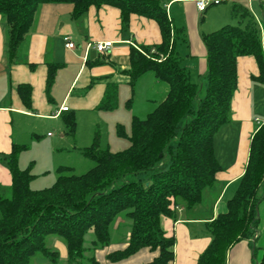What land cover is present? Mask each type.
<instances>
[{
    "label": "trees",
    "instance_id": "1",
    "mask_svg": "<svg viewBox=\"0 0 264 264\" xmlns=\"http://www.w3.org/2000/svg\"><path fill=\"white\" fill-rule=\"evenodd\" d=\"M43 3L72 4L73 19L91 6L112 5L120 10L122 28H127L132 14L154 19L161 42L132 45L130 66L124 72L130 77L132 92L136 80L148 71L168 83L169 91L144 117H132L129 133L123 124L116 125L117 135L128 140L127 147L117 151L101 148L100 135L95 132L92 143L83 151L94 162L92 167L75 173L73 167L59 166L50 186L31 188L35 177L31 163L23 169L19 166V155L27 145L13 143L10 153L0 155V162L12 177L9 195L2 194L0 185V264H32L30 259L38 252L56 260L57 252L45 241L50 234L64 238L69 263L85 259L98 264L85 253L110 244L111 227L119 214L131 220L127 245L108 253L107 259L119 261L149 248L157 255L140 264H169L174 260L175 239L163 231L160 219L168 216L176 220L177 207L193 209L216 185L222 166L215 154L214 135L230 121L238 57L253 56L258 67L253 79L264 83V36L259 22L246 3L232 1L230 12L237 23L202 34L207 70L196 82L183 61L188 54L182 53V47H188L185 29L173 24L160 0H0L8 65L16 62ZM47 65L49 94L60 65ZM18 94L30 106V86L20 84ZM118 97V84L107 83L96 109L117 108ZM131 102L132 97L126 106ZM63 121L74 133V113L65 114ZM262 200L264 122L251 138L245 170L226 202V210L205 223L211 241L196 264H226L230 247L243 239L250 240L252 264H264V253L256 258Z\"/></svg>",
    "mask_w": 264,
    "mask_h": 264
},
{
    "label": "crops",
    "instance_id": "2",
    "mask_svg": "<svg viewBox=\"0 0 264 264\" xmlns=\"http://www.w3.org/2000/svg\"><path fill=\"white\" fill-rule=\"evenodd\" d=\"M160 1L173 24L185 29L188 47H182V53L188 54L183 56V61L191 74L197 76L207 70L202 34L235 20L230 12L232 1H243L260 24L264 21V0L210 1L204 12L198 11L196 0ZM222 4H226L227 8L219 7ZM210 6L214 8L208 10ZM72 8L70 3L41 4L19 48L17 60L11 65H8L6 59L5 25L0 15V155L10 153L13 143L25 144L28 150V144L18 140L20 130L28 133L32 140H39V134L33 128L38 130L41 122L63 121L65 114H77L80 110L99 111L96 107L109 82L118 84V92L122 86L129 88L132 97L128 107L132 110L131 119L133 116L144 117L169 91L168 83L158 80L152 71H148L136 80L132 92L130 77L124 72L130 66L129 51L132 45H154L161 42L160 29L154 19L132 14L127 28H122L121 13L115 6H91L76 19L71 17ZM67 36L75 43L73 49L65 45ZM106 40L113 41L107 53L87 48L89 42ZM47 63L60 65L49 94L46 91ZM237 71L238 82L231 99L230 121L223 124L214 135L215 154L222 166L217 174L216 185L206 191L204 200L198 206L191 210L183 207L177 209L176 220L168 216L160 219L163 231L172 234L175 239L174 260L169 264L197 263L199 255L211 241L205 223L226 210V202L233 196L245 170L251 138L264 122V83L253 79L258 73L254 57H238ZM20 84L30 86V106H26L18 94ZM63 105L68 109L62 110ZM47 137L52 139L53 135L47 132ZM48 147L53 152L58 151L59 144L51 141ZM26 150L19 155L20 168L24 167L21 163L25 159ZM11 182L10 171L0 162V185L10 187ZM117 224L119 220L115 226ZM128 237L129 234L122 242L111 241L109 245L95 249L91 255L98 264H140L157 255V251L142 248L122 260H108L107 254L124 248ZM61 253L67 258V251ZM226 264H252L250 240L243 239L231 246Z\"/></svg>",
    "mask_w": 264,
    "mask_h": 264
},
{
    "label": "rangeland",
    "instance_id": "3",
    "mask_svg": "<svg viewBox=\"0 0 264 264\" xmlns=\"http://www.w3.org/2000/svg\"><path fill=\"white\" fill-rule=\"evenodd\" d=\"M222 3H224L222 1ZM225 5V6H224ZM214 6V5H213ZM213 6H210L212 8ZM217 7V6H216ZM219 7L227 8L226 4ZM214 8V7H213ZM216 9V8H215ZM220 10L222 8H219ZM237 21L233 20L230 24H236ZM262 34L264 30V21L261 23ZM192 79L200 82L199 76L192 73ZM130 91L127 86L119 88L118 107L108 111H89L80 110L77 114L74 113L76 119V130L70 133L65 127L64 122L59 120H47L41 122L39 129L33 130L39 134V140H32L28 133L19 131L18 140L28 144V150L24 153L25 159L22 160L23 164L29 165L31 163V172L36 174L34 180L30 183L32 188H44L50 186L56 179V168L58 166L73 167L75 173H82L92 167L94 162L83 155L85 147H88L94 138L95 132L100 135L101 148H109L111 151L121 150L128 146L129 142L124 137H119L116 133V125L121 123L125 126L127 133L130 132V123L132 110L126 106V101L130 98ZM143 96V93H141ZM260 122V121H259ZM47 132L53 135L50 139L47 137ZM65 133L64 136H61ZM51 141H56L59 144L58 151L50 150ZM25 162V163H24ZM47 166L45 169H43ZM22 167V168H24ZM46 170V171H45ZM9 188L3 186L1 189L2 194L9 195ZM260 205V222L258 233L260 237L256 239V258L259 259L264 253V200ZM119 220V224L115 223ZM131 220L125 214H119L111 227V241L122 242L125 240L130 232ZM91 236H87V240ZM47 246L57 252L58 258L52 260L51 257L45 256L42 253H35L31 257L32 264H89L85 259L78 262L69 263L67 258L61 252L67 251L66 242L63 237L55 234H50L45 238ZM92 252L85 253L86 256L91 255ZM254 260V259H253Z\"/></svg>",
    "mask_w": 264,
    "mask_h": 264
},
{
    "label": "built area",
    "instance_id": "4",
    "mask_svg": "<svg viewBox=\"0 0 264 264\" xmlns=\"http://www.w3.org/2000/svg\"><path fill=\"white\" fill-rule=\"evenodd\" d=\"M210 1L213 2V3H217L218 0H196L195 1V4H196V7L198 9V11L200 12H204L208 5L210 4ZM260 27H261V24L259 23ZM262 30V29H261ZM65 41H66V47L69 48V49H73L75 47V43L70 39L69 36L65 37ZM113 46V41L111 40H106V41H94V42H89L87 43V48H94L96 49V51H98L99 53H107L110 51V49L112 48ZM68 107L63 105L62 106V110H67ZM178 209H180V207H177Z\"/></svg>",
    "mask_w": 264,
    "mask_h": 264
}]
</instances>
